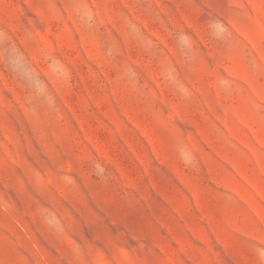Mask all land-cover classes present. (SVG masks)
I'll return each instance as SVG.
<instances>
[{
    "label": "rangeland",
    "instance_id": "rangeland-1",
    "mask_svg": "<svg viewBox=\"0 0 264 264\" xmlns=\"http://www.w3.org/2000/svg\"><path fill=\"white\" fill-rule=\"evenodd\" d=\"M0 264H264V0H0Z\"/></svg>",
    "mask_w": 264,
    "mask_h": 264
}]
</instances>
